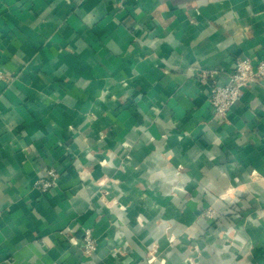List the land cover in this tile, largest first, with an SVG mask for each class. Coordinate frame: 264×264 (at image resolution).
Here are the masks:
<instances>
[{"label":"crops","instance_id":"1","mask_svg":"<svg viewBox=\"0 0 264 264\" xmlns=\"http://www.w3.org/2000/svg\"><path fill=\"white\" fill-rule=\"evenodd\" d=\"M241 60L264 0H0V264H264V80L194 74Z\"/></svg>","mask_w":264,"mask_h":264},{"label":"built area","instance_id":"2","mask_svg":"<svg viewBox=\"0 0 264 264\" xmlns=\"http://www.w3.org/2000/svg\"><path fill=\"white\" fill-rule=\"evenodd\" d=\"M194 74L201 86L208 89L210 104L217 117L227 119L232 109L241 101L244 91L252 85H258L264 80V61L253 66L249 60L239 61L232 73L229 81L223 83L218 80L220 71L216 69L202 70L196 69ZM8 82V76L0 69V82ZM60 182V173L54 167H50L38 183L41 193L52 191ZM2 213L0 212V217ZM208 218H211L208 216ZM83 252L87 257L92 256L97 251V241L91 231H86L83 237Z\"/></svg>","mask_w":264,"mask_h":264},{"label":"rangeland","instance_id":"3","mask_svg":"<svg viewBox=\"0 0 264 264\" xmlns=\"http://www.w3.org/2000/svg\"><path fill=\"white\" fill-rule=\"evenodd\" d=\"M105 197L108 196V193H105L104 194ZM115 206L117 203H114ZM111 205V204H110ZM118 205V204H117ZM119 206V205H118ZM121 211H124L125 210V207H120ZM208 220H213L215 217H216V210L212 207V206H209L207 209L204 210V214H203ZM208 216H210L211 218H208Z\"/></svg>","mask_w":264,"mask_h":264}]
</instances>
